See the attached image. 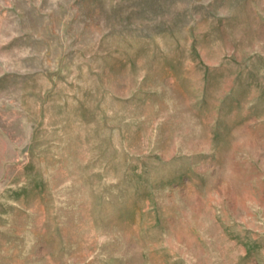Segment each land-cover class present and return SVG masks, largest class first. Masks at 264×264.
<instances>
[{
  "label": "rangeland",
  "instance_id": "rangeland-1",
  "mask_svg": "<svg viewBox=\"0 0 264 264\" xmlns=\"http://www.w3.org/2000/svg\"><path fill=\"white\" fill-rule=\"evenodd\" d=\"M0 264H264V0H0Z\"/></svg>",
  "mask_w": 264,
  "mask_h": 264
}]
</instances>
